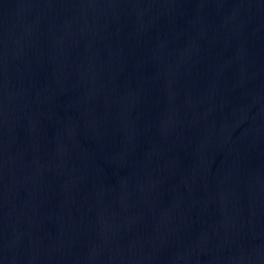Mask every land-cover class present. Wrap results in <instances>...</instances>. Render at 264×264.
<instances>
[{
  "label": "water",
  "instance_id": "obj_1",
  "mask_svg": "<svg viewBox=\"0 0 264 264\" xmlns=\"http://www.w3.org/2000/svg\"><path fill=\"white\" fill-rule=\"evenodd\" d=\"M0 264H264V0H0Z\"/></svg>",
  "mask_w": 264,
  "mask_h": 264
}]
</instances>
